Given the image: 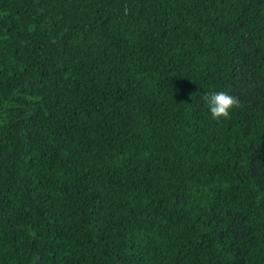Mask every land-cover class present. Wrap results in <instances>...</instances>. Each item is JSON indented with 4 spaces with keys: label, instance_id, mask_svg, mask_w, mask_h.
<instances>
[{
    "label": "trees",
    "instance_id": "obj_1",
    "mask_svg": "<svg viewBox=\"0 0 264 264\" xmlns=\"http://www.w3.org/2000/svg\"><path fill=\"white\" fill-rule=\"evenodd\" d=\"M0 264H264V0H0Z\"/></svg>",
    "mask_w": 264,
    "mask_h": 264
},
{
    "label": "clouds",
    "instance_id": "obj_2",
    "mask_svg": "<svg viewBox=\"0 0 264 264\" xmlns=\"http://www.w3.org/2000/svg\"><path fill=\"white\" fill-rule=\"evenodd\" d=\"M210 118L219 121L221 118H228L231 110L237 105L235 97L225 91H214L204 97Z\"/></svg>",
    "mask_w": 264,
    "mask_h": 264
}]
</instances>
